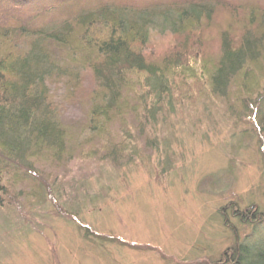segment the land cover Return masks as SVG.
I'll return each mask as SVG.
<instances>
[{
    "label": "trees",
    "instance_id": "obj_1",
    "mask_svg": "<svg viewBox=\"0 0 264 264\" xmlns=\"http://www.w3.org/2000/svg\"><path fill=\"white\" fill-rule=\"evenodd\" d=\"M231 1L0 0V209L16 216L50 201L90 238L79 204L98 193L79 168L70 172L79 162L76 149H82L81 163L118 174L136 161L137 140L159 150L158 137L145 138V131L170 127L172 113L204 108L221 109L235 122L258 118L264 8L237 9ZM235 9L249 25L241 34L232 26L222 30L214 56L217 39L209 29L223 11ZM17 40H25L27 50L4 59L5 46L19 47ZM59 85L65 100L56 98ZM79 96L90 101L81 139L62 119ZM255 206L231 202L219 210L225 229L237 236L239 223L251 233L211 264H264V212Z\"/></svg>",
    "mask_w": 264,
    "mask_h": 264
},
{
    "label": "rangeland",
    "instance_id": "obj_2",
    "mask_svg": "<svg viewBox=\"0 0 264 264\" xmlns=\"http://www.w3.org/2000/svg\"><path fill=\"white\" fill-rule=\"evenodd\" d=\"M230 3L237 9L248 4L264 8V0ZM243 18L244 13L238 16L236 9L223 11L219 25L209 29L210 35L217 39L228 26L241 34L249 25ZM161 40L163 36L157 39ZM15 42L19 47L3 45L4 59L27 50L25 40ZM164 42L161 49L168 46ZM218 49L217 39L212 45L214 56ZM88 80L91 81L86 79L85 84ZM54 91L57 100H62L63 87L59 85ZM234 95L236 90L231 98ZM80 99L79 96L77 102L67 101L62 119L81 139L88 123L89 99ZM236 109L241 110V106L238 104ZM224 112L201 108L196 114L188 110L170 114V127L147 128L144 134L145 138L158 137L161 154L144 147V140H137L136 161L118 174L113 169L81 163L82 149H76L80 151L76 152L79 162L69 166V170L75 173L79 168L87 187L98 193L93 201L79 204L80 218L89 227L91 237L87 238L85 230L62 216L50 201L38 210H17L16 216L0 209V264L219 261L237 240L251 233L248 225L235 221L237 236L225 229L219 210L238 202L242 209L256 205L264 212V107L259 106L257 120L245 118L235 122ZM107 146L104 143L98 151ZM91 170L99 175H88ZM27 219L34 220L35 226L26 223Z\"/></svg>",
    "mask_w": 264,
    "mask_h": 264
}]
</instances>
